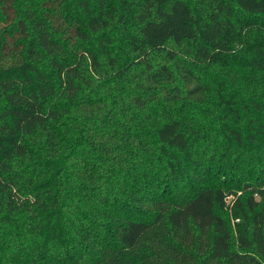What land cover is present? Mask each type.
Returning <instances> with one entry per match:
<instances>
[{
	"label": "trees",
	"instance_id": "1",
	"mask_svg": "<svg viewBox=\"0 0 264 264\" xmlns=\"http://www.w3.org/2000/svg\"><path fill=\"white\" fill-rule=\"evenodd\" d=\"M0 264H264V0H0Z\"/></svg>",
	"mask_w": 264,
	"mask_h": 264
},
{
	"label": "rangeland",
	"instance_id": "2",
	"mask_svg": "<svg viewBox=\"0 0 264 264\" xmlns=\"http://www.w3.org/2000/svg\"><path fill=\"white\" fill-rule=\"evenodd\" d=\"M210 74H211L210 76L203 75L202 78L204 79V81L206 82V84H208V85L211 86V88L208 89V98L212 99V98H214V93L216 92V87H215V84H214V82H213V81H215V80L213 79L212 76H215V77H216L215 79H216L218 82H220L221 80H225V78L222 77V75H221L222 73L219 72V71H213V70H212V71H210ZM204 108H205V110L210 111V110H212L214 107L211 105L210 102H206V104L204 105ZM209 118H210V117L202 116V119L205 120V121H208ZM190 184H193V182L190 181ZM184 185L187 186L186 183H185Z\"/></svg>",
	"mask_w": 264,
	"mask_h": 264
},
{
	"label": "built area",
	"instance_id": "3",
	"mask_svg": "<svg viewBox=\"0 0 264 264\" xmlns=\"http://www.w3.org/2000/svg\"><path fill=\"white\" fill-rule=\"evenodd\" d=\"M241 194V191H238L236 194H227L225 196V209L231 212L232 206L234 205L235 199L238 195ZM238 219H234L233 222H237Z\"/></svg>",
	"mask_w": 264,
	"mask_h": 264
}]
</instances>
